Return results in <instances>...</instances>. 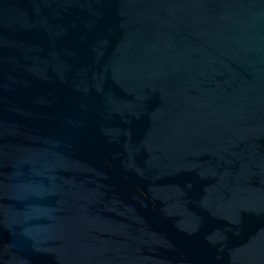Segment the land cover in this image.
I'll return each mask as SVG.
<instances>
[{
    "label": "water",
    "instance_id": "1",
    "mask_svg": "<svg viewBox=\"0 0 264 264\" xmlns=\"http://www.w3.org/2000/svg\"><path fill=\"white\" fill-rule=\"evenodd\" d=\"M0 264H264V0H0Z\"/></svg>",
    "mask_w": 264,
    "mask_h": 264
}]
</instances>
